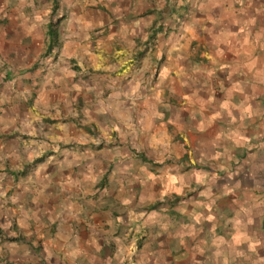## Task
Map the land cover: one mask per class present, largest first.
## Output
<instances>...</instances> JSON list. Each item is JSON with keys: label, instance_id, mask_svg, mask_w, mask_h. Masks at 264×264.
Returning <instances> with one entry per match:
<instances>
[{"label": "crops", "instance_id": "obj_1", "mask_svg": "<svg viewBox=\"0 0 264 264\" xmlns=\"http://www.w3.org/2000/svg\"><path fill=\"white\" fill-rule=\"evenodd\" d=\"M58 9L76 69L0 56V264H264V0Z\"/></svg>", "mask_w": 264, "mask_h": 264}, {"label": "rangeland", "instance_id": "obj_2", "mask_svg": "<svg viewBox=\"0 0 264 264\" xmlns=\"http://www.w3.org/2000/svg\"><path fill=\"white\" fill-rule=\"evenodd\" d=\"M61 3L62 0H0V56L4 58L14 56V59L17 58V63L21 65V74L28 76L26 81L36 79L38 82L34 86L35 88H38L45 78L47 79L49 72L55 71L51 69L63 67L65 59L67 60V65L69 64L71 68L76 69L75 67H77V65H73L74 60L72 58L65 57L62 53L64 39L70 35L71 29L65 24L66 22L61 15V10H57V7ZM50 23L58 25L59 30L57 44L51 49L49 48L50 38L48 35ZM40 25L43 26V30L39 29ZM36 29L39 30L34 34L41 37L43 43L42 39L33 38V33L30 34V31L32 32V30L35 31ZM17 30H21V32H17ZM92 31L95 33L93 37H98V29H92ZM41 44H43L42 47ZM151 44L153 45V41L145 45L151 47ZM23 53H26L25 58ZM28 54L30 55L28 56ZM47 62L49 63L48 65ZM39 70L42 71L41 74L37 72ZM56 74L59 75V73ZM57 85L56 83L54 87ZM62 103L59 99L54 101L51 108L52 115L56 118H64L65 120L76 119V116L70 113L65 115L64 111L61 112V110H64L62 109ZM59 109L61 113L57 112ZM66 111L68 113V109ZM176 201V198H174L171 202L176 203ZM164 202H159L155 206L157 208L162 207ZM152 207L153 205H149L147 209ZM197 262L194 259L193 264H197Z\"/></svg>", "mask_w": 264, "mask_h": 264}, {"label": "trees", "instance_id": "obj_3", "mask_svg": "<svg viewBox=\"0 0 264 264\" xmlns=\"http://www.w3.org/2000/svg\"><path fill=\"white\" fill-rule=\"evenodd\" d=\"M58 25H55L54 23H50L48 26V35L50 38L49 41V48H53L54 45L57 44L58 41V36H59V30H58Z\"/></svg>", "mask_w": 264, "mask_h": 264}]
</instances>
